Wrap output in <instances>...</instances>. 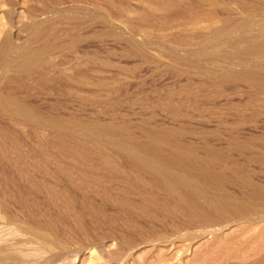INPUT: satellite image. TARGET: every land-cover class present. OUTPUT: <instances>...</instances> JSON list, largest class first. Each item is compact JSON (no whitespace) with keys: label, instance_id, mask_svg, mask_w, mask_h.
<instances>
[{"label":"rangeland","instance_id":"1","mask_svg":"<svg viewBox=\"0 0 264 264\" xmlns=\"http://www.w3.org/2000/svg\"><path fill=\"white\" fill-rule=\"evenodd\" d=\"M0 264H264V1L0 0Z\"/></svg>","mask_w":264,"mask_h":264},{"label":"bare ground","instance_id":"2","mask_svg":"<svg viewBox=\"0 0 264 264\" xmlns=\"http://www.w3.org/2000/svg\"><path fill=\"white\" fill-rule=\"evenodd\" d=\"M217 1H218V0H217ZM219 1H220V0H219ZM261 1H262V0H261ZM263 1H264V0H263ZM214 2H215V1H214ZM257 2H259V1H257ZM241 3H242V1H241ZM244 3H245V2H244ZM244 3H243V4H244ZM254 3H255V2H254ZM249 4H250V3H249ZM252 6H253V5H252ZM249 12L251 13L252 11H249ZM257 13H258V12H257ZM250 15H251V14H250ZM252 15H253V14H252ZM249 17H250V16H249ZM242 22H243V21H242ZM249 23H250V22H249ZM252 50H253V49H252ZM260 50H261V48H260ZM104 131H105V130H104ZM105 132H106V131H105ZM101 135H102V134H101ZM159 138H160V137H159ZM159 138H158L157 140H159ZM108 139H110V138H108ZM162 139H163V137H162ZM155 140H156V139H155ZM109 141H110V140H109ZM111 141H112V138H111ZM118 142H119V141H118ZM118 142H117V143H118ZM163 142H164V141H163ZM128 143H129V142H128ZM132 143H133V142H132ZM132 143H131V144H132ZM135 143H136V142H135ZM135 143H134L133 145H135ZM137 143H138V142H137ZM137 143H136V144H137ZM154 143H155V142H154ZM121 144H122V143H121ZM125 144H126V142H125ZM158 144H159V143H158ZM162 144H163V143H162ZM129 145H130V144H129ZM142 145H143V144H142ZM144 145H145V144H144ZM146 145H147V144H146ZM117 146H118V145H117ZM123 146H124V145H122V147H123ZM126 146H127V145H126ZM128 147H129V146H128ZM130 147H131V145H130ZM132 147H133V146H132ZM132 147H131V148H132ZM135 147H136V146H135ZM135 147H134V148H135ZM171 147H172V146H171ZM173 147H174V146H173ZM120 148H121V147H120ZM124 148H125V146H124ZM128 149H129V148H128ZM159 149H160V148H159ZM123 150H124V149H123ZM126 150H127V149H126ZM152 150H153V149H152ZM157 150H158V149H157ZM157 150H156V152L158 153L159 151H157ZM128 151H131V150H128ZM172 151H173V149H172ZM141 152H142V151H141ZM160 152H162V151L160 150ZM175 152H176V151H175ZM175 152H174V153H175ZM135 153H136V151H135ZM151 153H152V151H151ZM168 153H169V151H168ZM179 153H180V152H179ZM184 153H185V152H184ZM125 154H126V153H125ZM130 154H131V153H130ZM130 154H129V155H130ZM136 154H137V153H136ZM148 154H150V151H149V150H148ZM152 154H153V153H152ZM152 154H151V156H153V155L156 156V154H153V155H152ZM158 154H159V153H158ZM164 154H165V152H164ZM171 154H172V153H171ZM171 154H169V155L171 156ZM175 154H176V153H175ZM131 155H132V154H131ZM133 155H134V154H133ZM126 156H127L128 158H130V156H128V155H126ZM134 156H136V155H134ZM146 156H147V155H146ZM170 156H169V157H170ZM174 156H175V155H174ZM178 156H179V155H178ZM178 156H177V157H178ZM140 157H141V156H140ZM156 157H157V156H156ZM159 157H160V156H159ZM162 157H163V156H162ZM167 157H168V156H167ZM171 157H172V156H171ZM179 157H180V156H179ZM187 157H188V155H187ZM190 157H191V156H190ZM181 158H182V157H181ZM193 158H194V157H193ZM146 159H147V158H146ZM153 159H154V158H153ZM155 159H156V158H155ZM169 159H170V158H169ZM179 159H180V158H179ZM183 159H184V158H183ZM188 159H189V158H188ZM151 160H152V159H151ZM166 160H167V159H166ZM166 160L164 159L165 162H167ZM177 160H178V159H177ZM180 160H181V159H180ZM192 160H198V159H192ZM133 161H134V160H133ZM133 161H132V162H133ZM140 161L143 162L142 157H141V160H140ZM152 161H153V160H152ZM157 161H158V159H157ZM159 161L161 162V160H159ZM159 161H158V163H159V164H162V163H160ZM169 161H170V160H169ZM175 161H176V156H175ZM186 161H187V160H186ZM145 162H146V161H145ZM155 162H156V161H155ZM172 162H173V161H172ZM184 162H185V161H184ZM184 162H183V164H185ZM198 162H199V161H198ZM211 162H212V161H211ZM137 163H138V162H137ZM170 163H171V162H170ZM180 163H181V162H180ZM186 163H187V162H186ZM196 163H197V162H196ZM196 163H195V164H196ZM143 164H144V163H143ZM156 164H157V163H156ZM156 164H154V165H156ZM165 164H168V162L165 163ZM190 164H191V163H190ZM199 164H200V162H199ZM138 165H139V164H138ZM138 165H136V166H138ZM154 165H152V166H153V167H152L153 169H154ZM162 165H163V164H162ZM162 165H160V166H162ZM180 165H181V164H180ZM201 165H202V164H200V166H201ZM132 166H133V165H132ZM143 166H144V165H143ZM157 166H158V165H157ZM163 166H164V165H163ZM165 166H166V165H165ZM167 166L169 167V166H171V165L169 164V165H167ZM167 166H166V167H167ZM181 166H182V165H181ZM185 166H186V165H185ZM185 166H184V167H185ZM200 166H199V167H200ZM133 167H134V166H133ZM158 167H159V166H158ZM158 167H157V169H158ZM168 167H167V168H168ZM172 167H173V165H172ZM176 167H177V166H176ZM202 167H203V166H202ZM207 167H208V166H207ZM159 168H160V167H159ZM162 168H163V167H162ZM167 168H166V169H167ZM173 168H174V167H173ZM186 168H187V167H186ZM138 169H140V168H138ZM143 169H144V167H143ZM153 169H152V170H153ZM191 169H192V168H191ZM197 169H198V168H197ZM141 170H142V169H141ZM147 170H149V168H148ZM152 170H151V171H152ZM155 170H156V169H155ZM159 170H160V169H158L157 171L160 172ZM171 170H172V168L169 169V171H171ZM189 170H190V168H189ZM204 170H206V169H204ZM137 171H139V170H137ZM153 171H154V170H153ZM172 171H173V170H172ZM177 171H178V169H177ZM177 171H174V172L176 173ZM181 171H182V170H181ZM184 171H185V170H184ZM199 171H200V170H199ZM207 171H208V170H207ZM140 172H141V171H140ZM140 172H139V173H140ZM154 172H155V171H154ZM204 172H205V171H204ZM215 172H216V171H215ZM151 173H152V172H151ZM179 173H180V172H179ZM200 173H201V172H200ZM206 173H209V172H205V174H206ZM213 173H214V172H213ZM216 173H217V172H216ZM216 173H215V174H216ZM160 174H162V172H161ZM166 174H167V173H166ZM176 174H178V173H176ZM180 174H185V175H186V173H180ZM197 174H198V173H197ZM202 174H203V173H202ZM188 175H189V173H188ZM190 175H191V174H190ZM190 175H189V176H190ZM216 175H218V174H216ZM141 176H142V175H141ZM180 176H182V175H180ZM186 176H187V175H186ZM189 176H188V177H189ZM199 176H200V175H199ZM201 176H202V175H201ZM204 176H205V175H204ZM206 176H207V175H206ZM206 176H205V177H206ZM176 177H177V175H176ZM176 177H174V175H173V177H172V176H171V177L163 176L162 179H161V181L165 184V186L167 187V189H168L172 194H177V193H179V191L182 192L180 189H181L183 186H186V185H185L186 183L184 184V182H183V185H182V187L180 188V183H181L180 181H181V179H182L184 176L181 177V179H177ZM188 177L185 178V179H183V180H184V181L186 180L188 184H190V185H192V186H195V180H194L192 177H189V178H188ZM211 177H212V176H211ZM213 177H214V175H213ZM206 178H207V177H206ZM206 178H205V179H206ZM219 178H220V177H219ZM195 179H196V178H195ZM207 179H208V178H207ZM212 179H213V178H212ZM220 179H221V178H220ZM197 180H198V179H197ZM197 180H196V181H197ZM201 180H202V177H201ZM208 180H209V179H208ZM186 181H185V182H186ZM210 181H211V179H210ZM210 181H209V182H210ZM212 181H213V180H212ZM203 182H204V181H203ZM209 182H206V183H209ZM159 183H160V182H159ZM159 183H158V184H159ZM211 183H212V182H211ZM158 184H157V185H158ZM198 184H199V183H198ZM202 184H203V183H202ZM212 184H213V183H212ZM190 185H189L188 187H190ZM196 185H197V183H196ZM203 185H204V184H203ZM192 186H191V187H192ZM198 186H199V185H198ZM198 186H197V188H198ZM209 186H210V184H209ZM214 186H216V185H214ZM186 187H187V186H186ZM212 187H213V185H212ZM212 187H211V188H212ZM152 188H153V187H152ZM184 188H185V187H183V189H184ZM197 188H196V189H197ZM201 188H202V186H201ZM211 188H210V189H211ZM185 189H186V188H185ZM203 189H204V188H203ZM191 190H192V189H191ZM204 190H205V189H204ZM206 190H207V189H206ZM212 190H213V189H212ZM186 191H187V189H186L185 192H184L185 195H186V196L190 195V194H186V193H188V191H187V192H186ZM192 191L194 192V189H193ZM220 191H221V190H220ZM189 192H190V190H189ZM195 192H196V190H195ZM203 192H204V191H203ZM206 193H207V191H206ZM217 193H218V192H217ZM191 194H192V193H191ZM193 194H195V193H193ZM203 194H204V193H203ZM226 194H227V193H226ZM168 195H169V194H168ZM177 195H178V194H177ZM181 195L183 196L184 194H181ZM181 195H179V196L181 197ZM185 195H184V196H185ZM195 195H199V194L196 193ZM210 195H211V194H210ZM174 196H175V195H174ZM179 196H177V197L179 198ZM186 196H185V197H186ZM192 196H193V195H192ZM207 196H208V195H207ZM222 196H223V195H222ZM222 196H221V197H222ZM188 197L191 198V195L188 196ZM194 197H195V196H194ZM196 197H198V196H196ZM174 198H175V197H173L172 200H174ZM186 198H187V197H186ZM198 198H199V197H198ZM198 198H196V199H198ZM203 198H204V197H203ZM203 198H202V199H203ZM208 198L211 199L210 196H208ZM208 198H207V199H208ZM218 198H219V195H218ZM193 199H194V198H193ZM175 200H176V198H175ZM178 200H179V199H178ZM178 200H176V201L179 202ZM188 200H189V199H188ZM190 200H192V199H190ZM190 200H189V201H190ZM213 200L215 201V199H213ZM213 200H212V201H213ZM181 201H183V200H181ZM185 201H186V200H185ZM189 201H188V202H189ZM194 201H195V199H194ZM208 201H209V200H208ZM216 201H217V199H216ZM225 201H227V199H226ZM229 201L231 202L232 200H229ZM196 202H197V201H196ZM200 202H201V201H200ZM202 202H203V201H202ZM204 202H206V201L204 200ZM217 202H218V201H217ZM230 202L227 201V203H230ZM192 203H193V202H192ZM192 203L190 204V206L192 205ZM194 203H195V202H194ZM194 203H193V205H195ZM208 203H210V201H209ZM219 203H221V202L219 201ZM232 203H234V202H232ZM179 204H180V203H179ZM197 204H198V203H197ZM197 204H196V205H197ZM204 204H205V203H203V205H204ZM210 204H212V203H210ZM222 204H224V202H222ZM222 204H220V205H222ZM183 205H184V203H183ZM188 205H189V204H188ZM198 205H199V204H198ZM205 205H206V204H205ZM217 205H218V204H217ZM220 205H219V206H220ZM224 205H228V204H224ZM185 206H186V205H185ZM201 206H202V205H201ZM201 206H200V207H201ZM206 206H207V205H206ZM211 206H212V205H211ZM211 206H210V207H211ZM232 206H233V205H232ZM191 207H192V206H191ZM194 207H196V206H194ZM194 207H193V208H194ZM223 207H224V206H223ZM223 207H221V208H223ZM202 208H203V207H202ZM207 208H208V207H207ZM211 208H212V207H211ZM216 208H217V207H216ZM216 208H214V209H216ZM227 208H228V207H227ZM230 208H231V207H230ZM188 209H189V208H188ZM190 209H191V208H190ZM190 209H189V210H190ZM194 209H195V208H194ZM199 209H200V208H199ZM218 209H219V207H218ZM223 209H226V208H223ZM191 210H192V209H191ZM196 210H197V209H196ZM196 210H195V211H196ZM203 210H204V209H203ZM206 210H207V209H206ZM208 210H210V209H208ZM212 210H213V208H212ZM229 210H230V209H229ZM229 210H228V211H229ZM195 211H194V212H195ZM198 211H199V210H198ZM200 211L202 212V210H200ZM216 211H217V210H216ZM196 212H197V211H196ZM205 212H206V211H205ZM223 212H224V210H223ZM207 213H208V212H207ZM210 213H211V212H210ZM214 213H215V212H214ZM218 213H219V212H218ZM204 214H205V213H204ZM204 214H203V215H204ZM208 214H209V213H208ZM212 214H213V213H212ZM196 215H197V214H196ZM205 215H206V214H205ZM198 216H199V215H198ZM206 216H207V215H206ZM208 216H211V215H208ZM201 217H202V216H201ZM204 217H205V216H204ZM214 218H215V217H214ZM205 219H206V218H205Z\"/></svg>","mask_w":264,"mask_h":264}]
</instances>
